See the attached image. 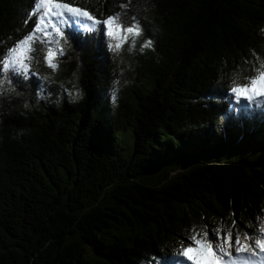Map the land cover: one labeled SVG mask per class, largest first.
<instances>
[{
  "label": "trees",
  "instance_id": "1",
  "mask_svg": "<svg viewBox=\"0 0 264 264\" xmlns=\"http://www.w3.org/2000/svg\"><path fill=\"white\" fill-rule=\"evenodd\" d=\"M35 2L0 0V56L42 29L37 78L0 70V264H176L182 238L256 233L264 97L231 89L264 74V0H55L113 37Z\"/></svg>",
  "mask_w": 264,
  "mask_h": 264
},
{
  "label": "snow or ice",
  "instance_id": "2",
  "mask_svg": "<svg viewBox=\"0 0 264 264\" xmlns=\"http://www.w3.org/2000/svg\"><path fill=\"white\" fill-rule=\"evenodd\" d=\"M35 6L40 8L39 21L43 22L45 16H51L55 13V18L64 19L65 24H68L70 20L78 18H87L89 22L95 25H100V32L107 34L109 37L115 36L113 31L114 16L107 17L106 20L100 21L94 19V17L86 10H82L79 7H72L67 3H56L55 0H36ZM40 23L34 22V27L21 40L10 49H7L3 56H0V70L4 73H10L8 80L9 83L15 81L16 85L25 84L26 81L32 78H37L34 71L30 68L31 55L30 53L35 51L34 48L26 47L32 40V36L41 31ZM58 32L59 28L56 29ZM92 27H89V31H93ZM119 32L121 33L120 39L126 41V37L123 36V32L126 30L128 34H135L140 36L141 28L139 24L134 26H128L126 29L124 25H119ZM153 41L148 40L144 43V48L152 47ZM121 45H117L119 48ZM143 50V49H142ZM55 59V53L51 50L45 55L44 60L50 69L55 70L57 64L53 63ZM47 80V77L38 78ZM40 91H43V85L40 87ZM231 91L237 93L240 96L246 97L251 100L252 94L257 97H264V74L259 79H252L250 86H243L240 88L232 87ZM71 95V94H70ZM81 94L76 93V98ZM115 96L113 95V102ZM28 107L27 104L24 105ZM259 223L257 224L258 231L256 233H245V237L242 240L240 235L233 234L232 231L221 234L219 229H213L210 233H204V236L208 239H200L196 235L182 238L188 245L185 248L180 249V255L186 258L191 264H227V259H230L235 254L250 253L255 256L257 252L264 253V217H258Z\"/></svg>",
  "mask_w": 264,
  "mask_h": 264
},
{
  "label": "rangeland",
  "instance_id": "3",
  "mask_svg": "<svg viewBox=\"0 0 264 264\" xmlns=\"http://www.w3.org/2000/svg\"><path fill=\"white\" fill-rule=\"evenodd\" d=\"M209 222H212V223H214V222H216V220L215 219H213L212 217H210V219H209ZM219 224H221L220 222H218V225ZM204 226L205 227H202V229H209L210 227L209 226H207V225H205L204 224ZM206 227H208V228H206ZM216 227V226H215ZM227 228V227H226ZM216 229H220V228H218V227H216ZM228 229V228H227ZM204 233H207V230L206 231H201L200 233H199V237L198 238H200V237H202L203 239H207L205 236H204ZM209 238V237H208ZM201 239V238H200Z\"/></svg>",
  "mask_w": 264,
  "mask_h": 264
},
{
  "label": "bare ground",
  "instance_id": "4",
  "mask_svg": "<svg viewBox=\"0 0 264 264\" xmlns=\"http://www.w3.org/2000/svg\"><path fill=\"white\" fill-rule=\"evenodd\" d=\"M111 153V152H110ZM33 212V211H32ZM42 217V216H41ZM243 237V236H242ZM262 262H264V260L262 261Z\"/></svg>",
  "mask_w": 264,
  "mask_h": 264
}]
</instances>
